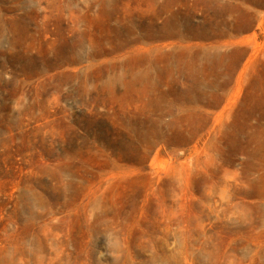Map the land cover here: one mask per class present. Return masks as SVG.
I'll use <instances>...</instances> for the list:
<instances>
[{
  "label": "rangeland",
  "instance_id": "rangeland-1",
  "mask_svg": "<svg viewBox=\"0 0 264 264\" xmlns=\"http://www.w3.org/2000/svg\"><path fill=\"white\" fill-rule=\"evenodd\" d=\"M0 264H264V0H0Z\"/></svg>",
  "mask_w": 264,
  "mask_h": 264
}]
</instances>
